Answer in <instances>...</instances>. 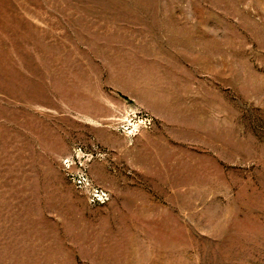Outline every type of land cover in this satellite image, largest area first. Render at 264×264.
Segmentation results:
<instances>
[{"label": "rangeland", "instance_id": "obj_1", "mask_svg": "<svg viewBox=\"0 0 264 264\" xmlns=\"http://www.w3.org/2000/svg\"><path fill=\"white\" fill-rule=\"evenodd\" d=\"M0 264H264V0H0Z\"/></svg>", "mask_w": 264, "mask_h": 264}, {"label": "built area", "instance_id": "obj_2", "mask_svg": "<svg viewBox=\"0 0 264 264\" xmlns=\"http://www.w3.org/2000/svg\"><path fill=\"white\" fill-rule=\"evenodd\" d=\"M77 183L80 187H87L90 189L92 203L104 205L109 201V194L102 189L93 188L87 176L85 175L78 176Z\"/></svg>", "mask_w": 264, "mask_h": 264}]
</instances>
